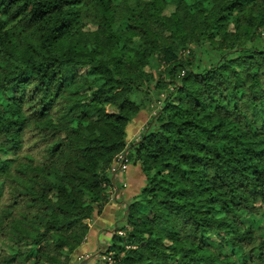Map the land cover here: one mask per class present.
Instances as JSON below:
<instances>
[{
    "label": "trees",
    "instance_id": "obj_1",
    "mask_svg": "<svg viewBox=\"0 0 264 264\" xmlns=\"http://www.w3.org/2000/svg\"><path fill=\"white\" fill-rule=\"evenodd\" d=\"M119 202L98 264H264V0H0V264Z\"/></svg>",
    "mask_w": 264,
    "mask_h": 264
},
{
    "label": "crops",
    "instance_id": "obj_2",
    "mask_svg": "<svg viewBox=\"0 0 264 264\" xmlns=\"http://www.w3.org/2000/svg\"><path fill=\"white\" fill-rule=\"evenodd\" d=\"M104 208L105 209L108 208V211L106 212L107 215H105L103 219H99L100 217L103 216L102 214L93 218L92 225L88 233V236L86 238V241L79 248L77 255L95 256L96 259H99L98 254L102 252L104 246L109 243V236L107 232L108 231L111 232V228L115 226L116 219L119 216V213L123 208V205L122 202L112 203V204H108ZM98 219L102 220L104 223L97 224L96 221ZM89 259H91V257L90 258L88 257L86 259L84 258L82 264H88ZM74 264H79V263H74Z\"/></svg>",
    "mask_w": 264,
    "mask_h": 264
},
{
    "label": "rangeland",
    "instance_id": "obj_3",
    "mask_svg": "<svg viewBox=\"0 0 264 264\" xmlns=\"http://www.w3.org/2000/svg\"><path fill=\"white\" fill-rule=\"evenodd\" d=\"M145 121L146 116L142 114L138 119H136L132 124L128 126L127 142L134 141L135 136L141 130V127L143 126ZM118 179L120 181H123V185L125 186L123 190H120L119 197L127 201L136 196L139 193L140 186L143 185V176L138 171V168L134 167H128L122 170V172L118 174ZM107 211L108 208H104L101 212L103 216L99 219H103L105 215H107ZM99 219L96 221L97 224L104 223L102 220ZM88 257H91V259L88 260V264H98V259H96L95 256L84 255L85 259Z\"/></svg>",
    "mask_w": 264,
    "mask_h": 264
}]
</instances>
